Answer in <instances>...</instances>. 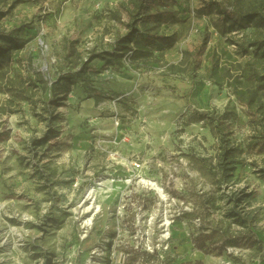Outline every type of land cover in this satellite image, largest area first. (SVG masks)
Returning <instances> with one entry per match:
<instances>
[{
    "label": "rangeland",
    "instance_id": "374dc122",
    "mask_svg": "<svg viewBox=\"0 0 264 264\" xmlns=\"http://www.w3.org/2000/svg\"><path fill=\"white\" fill-rule=\"evenodd\" d=\"M136 14L0 0V264H264V0Z\"/></svg>",
    "mask_w": 264,
    "mask_h": 264
},
{
    "label": "trees",
    "instance_id": "16d2710c",
    "mask_svg": "<svg viewBox=\"0 0 264 264\" xmlns=\"http://www.w3.org/2000/svg\"><path fill=\"white\" fill-rule=\"evenodd\" d=\"M154 3V0H133V5L135 7V10L137 11L136 16H142L143 14H145L146 10L152 6ZM212 6H214L217 10L218 13L224 15V17L228 20H235V19H242L243 21H249V19H256V18H261L262 16L257 12V9L253 6L247 10H243V4H238L237 5V10L235 12H232L230 10H228L225 5L221 2H212L211 4ZM151 15L153 14H149L147 15L148 17H152ZM136 16H132L131 20V27L132 30L137 31V29L135 28V26L133 25V23H135L136 21ZM21 28H14L11 32L6 33L4 35H2L3 38L6 39H10V40H15L14 34L17 32H20ZM128 42H131L132 39L131 38H127ZM118 49V48H117ZM120 49V48H119ZM121 51V50H119ZM200 54L199 56L202 54L203 50L199 51ZM63 80H73V77L71 75L67 76V77H63ZM97 100V98H95ZM228 156L229 154L226 153L223 155V161L225 162L223 169L225 171H231L233 169V164L230 160H228Z\"/></svg>",
    "mask_w": 264,
    "mask_h": 264
},
{
    "label": "bare ground",
    "instance_id": "6f19581e",
    "mask_svg": "<svg viewBox=\"0 0 264 264\" xmlns=\"http://www.w3.org/2000/svg\"><path fill=\"white\" fill-rule=\"evenodd\" d=\"M105 182H106V179H101L100 181L97 182L98 183L97 185L102 186L105 184ZM140 183H141V185H143V187H145L149 190H152L156 194L160 195L163 198V200L167 199V195L165 194L163 187L161 185H159L155 180L140 177ZM96 201H97V192H96L95 188L92 187V188L88 189V191L84 197L83 205L81 206L82 210L80 211L82 213L80 215H84V216L89 215L90 216L86 220L85 224H87V225H91L92 221L101 212L99 210V206L96 205ZM164 226H166L167 230L170 231V228L172 226V222L169 221L167 219V217H166V222L164 223ZM111 232L112 231H110V233ZM168 235H170V234H167L165 237L167 238ZM94 255L96 256V253H94Z\"/></svg>",
    "mask_w": 264,
    "mask_h": 264
}]
</instances>
